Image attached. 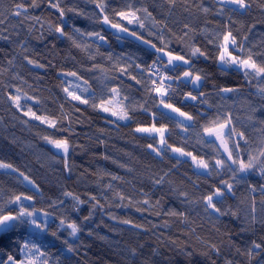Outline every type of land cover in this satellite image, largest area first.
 I'll return each mask as SVG.
<instances>
[{
  "label": "trees",
  "instance_id": "obj_1",
  "mask_svg": "<svg viewBox=\"0 0 264 264\" xmlns=\"http://www.w3.org/2000/svg\"><path fill=\"white\" fill-rule=\"evenodd\" d=\"M19 3L27 12L17 16ZM98 3L105 5L104 12ZM129 3L147 9L160 23L153 27L145 20L141 29L124 21L126 26L158 48L185 55L192 60V70L206 77L200 88L176 81L166 100L197 117L190 125L165 113L150 90L156 77L148 68L158 53L104 26V15L118 22L114 12ZM247 3L248 8L233 12L236 5L219 0H176L175 5L168 0H59L61 17L50 0H35L34 7L32 0H0V161L12 165V172L0 171V206L15 214L18 206L8 201L23 193L33 197L23 201L25 207L51 218L43 236L30 235L26 225L1 235L0 262L8 264V255L23 259L14 241L33 239L48 254V264H264V175L253 170L233 180L227 169L217 172L211 167L200 173L167 149L158 155L148 145L159 147V139L135 131L163 126L167 145L214 160L222 157L201 143L198 133L206 118L230 113L248 142L240 144L245 159L247 152L258 155L264 148V94L259 92L264 77L223 70L216 59L219 37L231 31L244 48L242 55L250 50L256 62L264 64V0ZM138 15L143 18L145 13ZM58 25L68 35L57 32ZM194 47L207 57H191ZM157 68L177 76L189 66L172 71L158 63ZM70 72L77 75H67ZM225 87L237 91L221 93ZM111 88L118 89L117 100L128 110L127 123L91 107L93 97L97 102L109 97ZM65 89L89 103L73 100ZM189 92L198 99H185ZM15 96L20 97L19 108ZM29 110L55 120L56 127L25 115ZM44 137L67 139V156ZM25 177L36 190L25 184ZM221 180L233 185L217 203L226 215L206 211L202 199L221 187ZM72 222L81 227L76 236L69 235ZM65 240L74 251H67ZM254 243L261 248L255 249Z\"/></svg>",
  "mask_w": 264,
  "mask_h": 264
},
{
  "label": "snow or ice",
  "instance_id": "obj_2",
  "mask_svg": "<svg viewBox=\"0 0 264 264\" xmlns=\"http://www.w3.org/2000/svg\"><path fill=\"white\" fill-rule=\"evenodd\" d=\"M168 2L172 5H175L176 0H168ZM51 6L53 8L59 9L61 17L64 15V10L59 8V0H56L55 3H52L50 0ZM219 3L227 6V5H236V8L231 9V11L235 12L240 9H246L249 7L247 0H219ZM32 6H36L35 0H32ZM16 12L15 15L19 16L22 13L27 12V8L23 3L16 4ZM97 7L101 12H104L105 5L103 3H98ZM143 11L145 13L142 18L138 15L139 12ZM202 11L205 13L209 11L207 8H202ZM114 17H119L118 22H113L112 19H109L108 15H104L102 18V22L106 25H109L111 28L117 29L120 33H126L127 35L132 36L133 38L141 41L144 44H148L158 55L156 59L152 62L151 69H155L152 71L151 75L153 77H157L156 79L151 80V92L157 94V98L159 100V105H162L166 109H170L174 113H178L180 116L184 117L186 121H194L197 117L189 114L188 112L181 111L180 108L174 106L172 103L166 102L169 97V92H174L175 89L172 87L173 83L176 81H184L187 80L188 83L193 84L196 87L200 86V82L206 79L205 76L201 75L200 72H194L191 68L192 60L186 59L185 55L173 54L172 51H165V48H158L156 44L152 43L149 40L144 39L143 35H138L135 30L130 29L123 22L126 21L127 25H135L138 28H145V20H151L153 23V27H157L160 22L155 21V18L152 17V14L147 11V9H134L129 3L124 10L115 11ZM167 25H163V28H166ZM188 25H185L187 28ZM161 28V31L163 30ZM61 35H68L64 32V26L58 25L55 29ZM74 31L79 32V29H74ZM155 33L149 32V35H154ZM88 35L97 36L100 40H103L104 37L99 33H88ZM187 35V33H185ZM69 39H72L71 36H68ZM159 38V37H158ZM220 42L216 45L217 54L216 59L219 64L222 66L223 70H227L228 68H235L237 71H243L244 76L257 78L264 77V64H258L256 60L253 58L251 51L249 50L247 56L242 55L244 53V48L242 45H237V40L233 36L231 31L225 32L221 37H219ZM75 43V41H73ZM79 47V45H77ZM167 47V45H165ZM231 49V50H230ZM237 52V54H233ZM191 57L204 56L207 57V53L201 51L200 48L194 47L190 51ZM164 57H167L165 60ZM111 58V57H109ZM30 63H32L30 61ZM161 66L163 69H171L175 71L181 65H188V70L182 72L181 75L171 76L168 75L166 71H161L157 68V64ZM139 67V66H137ZM121 71H126L125 69H121ZM67 75L76 76L77 73L70 72ZM132 79H136L132 77ZM140 81H137L139 83ZM250 82V81H249ZM19 91V90H17ZM68 92L67 89H65ZM237 91L235 88H221V93H230ZM110 96L102 97L97 102L95 97H93V103L91 107L94 109L98 108L100 111L105 113H110L112 116L117 117L119 120H128L130 119L128 110L126 106L120 105L116 98L120 96V93L117 88L109 89ZM261 94H264V87L259 89ZM68 95L76 101H80V103L88 104L89 101L87 99H82L80 95H77L75 92H68ZM200 97L204 94L200 93ZM27 98V97H26ZM190 98L195 101L198 99L197 96L192 95L191 92L187 93L185 99ZM12 99L16 102V106L21 107L20 97L15 96ZM124 99H127L124 97ZM206 102V101H205ZM147 111V109H145ZM25 115H31L35 119L40 120L41 122L48 123L51 127H56L55 120H48L46 117L36 116L35 113L29 110L25 113ZM154 115V114H153ZM183 124V122H181ZM139 133H146L149 135L158 134L159 136V145L165 146L167 150H170L175 153H179L181 156L191 157L193 162L195 163L197 168L204 169L205 171L209 170L210 167L219 172L221 169H227L228 172L231 173V177L235 180L241 174H247L253 170H258L260 174L264 175V148H261L258 152V155H253L251 152H247V159H245L244 153L241 152L240 144L241 141L247 145V140L244 137L243 132H237L235 125L232 122V116L230 113H221L217 114L214 118H206V123L201 126V131L198 133L200 137V142L205 145H210L214 151L216 156L222 158H216L214 160H205L203 158H197L191 152H186L182 147L172 148L171 145H167L165 140V133L167 129L165 127H156L153 124L151 127H138L135 130ZM238 137V138H237ZM50 144H52L56 149L62 150L65 156H67L69 152V141L67 139H49L48 137H44ZM148 147L156 152L158 155L161 152L159 147L153 148V145L149 144ZM0 168H12L11 164H6L3 161H0ZM21 175H23L21 173ZM27 179V177H25ZM159 183V181H157ZM34 185V182L30 181ZM221 187H214L213 190L203 197V202L205 205V210L208 209L214 210L216 213L220 215H226L227 212H221V209L217 207V203H222V197L225 196L226 193H231L233 185L226 180L220 181ZM255 191V189H253ZM261 192H264V188H261ZM182 195H187L183 193ZM32 196L24 195L23 193L14 196V198L8 201L9 204H16L18 206V210L13 214L11 211L5 213L3 207L0 206V234H4L7 232L14 231L21 226H29L34 227L40 232H46L48 225L47 223L38 222L37 210H29L24 206L23 201L32 200ZM78 200V198H75ZM92 199H95L93 197ZM82 203V201H79ZM98 203V202H97ZM145 204L148 201H144ZM252 211L255 212V206L253 205ZM172 215H183L182 213H170ZM234 214V213H233ZM47 216V213H45ZM85 219H88L86 217ZM255 219V217H253ZM61 226L64 225V221L62 220ZM125 223H129V221H125ZM68 228L71 229L69 235L76 236L78 232L81 231L80 225L72 222L68 224ZM34 235V233L30 234ZM53 236L57 234L55 232L52 233ZM20 247L21 252L24 254L23 259L17 260L14 256L8 255L7 262L8 264H48L47 253L42 250L41 244L37 243L33 239H28L23 242L14 241ZM64 243L67 245V251L72 252L74 248L72 245L68 244V241L65 240ZM214 247V246H213ZM253 247L255 249H260L261 245L254 243ZM218 251V250H216ZM251 249H249L248 254L251 255ZM43 258V259H42ZM3 264V262H0Z\"/></svg>",
  "mask_w": 264,
  "mask_h": 264
},
{
  "label": "rangeland",
  "instance_id": "obj_3",
  "mask_svg": "<svg viewBox=\"0 0 264 264\" xmlns=\"http://www.w3.org/2000/svg\"><path fill=\"white\" fill-rule=\"evenodd\" d=\"M103 24H104V23H103ZM104 26L106 27V29L112 31L114 34H116V35H118V36L126 37V38H132V39H134V40H136V41H139V40L133 38L132 36L127 35L126 33H120L117 29H115V28H111L109 25L104 24ZM140 42H141V41H140ZM141 43H142V42H141ZM164 58L167 59V57H164ZM185 81H187V80H185ZM201 84H202V81L200 82V86H201ZM200 86H199V87H196V86H195V87H196V88H200ZM110 95H111V94H110V92H109V96H110ZM116 101H118L117 98H116ZM118 103H120V102H118ZM161 109H162L165 113H167V114H169L170 116H172L173 118H175L176 120H178V121H180V122H183L184 125H190V124L192 123V121H186L184 117L180 116L178 113H174V112H172L170 109H166V108H164L162 105H161ZM103 113H105V112H103ZM105 114H107L108 116H110V117H112V118H114V119H116V120H118V121H120V122H124V123L129 122V119H128V120H119L117 117L112 116L110 113H105ZM137 133H138V134H141V135L156 136V137L159 139L158 134H152V135H149V134H146V133H139V132H137ZM165 137H166V133H165ZM165 140H166V139H165ZM159 148H160L161 150H165V149H166L165 146H163V145H159ZM168 151H169L173 156H175V157H178V158H180V159L189 160V161L192 163V165H193V167L195 168L196 171H198V172H200V173H205V174L209 172V170L205 171L204 169L197 168L196 165H195V163H194L193 160L191 159V157H188V156H181L179 153H175V152H172V151H170V150H168ZM0 171H4V172H12V170H11L10 168H7V169H6V168H0ZM23 180H24V182H25V184H26L27 186H29L30 188L36 190L35 186H34L32 183H30V182H29L28 180H26V179H23ZM37 217H38V222H40V223H45V222H46L47 225H48V223H49V221H50V219H51L49 216H45V214L40 213V212H37ZM28 231H29L30 234L34 233L35 236H43V234H44V232H40L39 230L35 229L34 227H29V228H28Z\"/></svg>",
  "mask_w": 264,
  "mask_h": 264
},
{
  "label": "built area",
  "instance_id": "obj_4",
  "mask_svg": "<svg viewBox=\"0 0 264 264\" xmlns=\"http://www.w3.org/2000/svg\"><path fill=\"white\" fill-rule=\"evenodd\" d=\"M149 72L152 73V71H155V69H151V67L148 69ZM157 78V77H156Z\"/></svg>",
  "mask_w": 264,
  "mask_h": 264
},
{
  "label": "water",
  "instance_id": "obj_5",
  "mask_svg": "<svg viewBox=\"0 0 264 264\" xmlns=\"http://www.w3.org/2000/svg\"><path fill=\"white\" fill-rule=\"evenodd\" d=\"M58 151H59L60 153L64 154V153L62 152V150L58 149ZM7 233H8V232H7ZM4 234H6V233H4ZM4 234H0V236H1V235H4Z\"/></svg>",
  "mask_w": 264,
  "mask_h": 264
},
{
  "label": "bare ground",
  "instance_id": "obj_6",
  "mask_svg": "<svg viewBox=\"0 0 264 264\" xmlns=\"http://www.w3.org/2000/svg\"><path fill=\"white\" fill-rule=\"evenodd\" d=\"M149 68H150V67H149ZM149 68H148V69H149Z\"/></svg>",
  "mask_w": 264,
  "mask_h": 264
}]
</instances>
